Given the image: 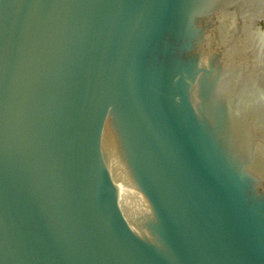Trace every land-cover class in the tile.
<instances>
[{"label":"water","instance_id":"1","mask_svg":"<svg viewBox=\"0 0 264 264\" xmlns=\"http://www.w3.org/2000/svg\"><path fill=\"white\" fill-rule=\"evenodd\" d=\"M0 264H264V0H0Z\"/></svg>","mask_w":264,"mask_h":264}]
</instances>
